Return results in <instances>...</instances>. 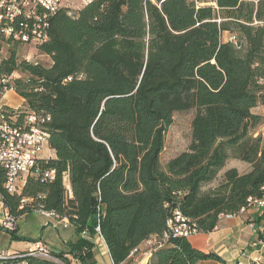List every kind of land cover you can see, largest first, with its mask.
Returning a JSON list of instances; mask_svg holds the SVG:
<instances>
[{"label":"trees","instance_id":"1","mask_svg":"<svg viewBox=\"0 0 264 264\" xmlns=\"http://www.w3.org/2000/svg\"><path fill=\"white\" fill-rule=\"evenodd\" d=\"M17 48L3 67L24 74V111L51 115L56 158L38 162L21 195L0 173V199L16 218L54 213L76 232L68 252L31 264H94L97 227L114 264L154 236L151 264L224 263L164 237L176 209L210 233L262 195L264 141L252 131L263 122L253 110L264 105V0H90L52 19L39 49L50 66L20 61ZM192 110L188 149L162 164L175 114ZM230 160L252 170L205 191Z\"/></svg>","mask_w":264,"mask_h":264},{"label":"built area","instance_id":"2","mask_svg":"<svg viewBox=\"0 0 264 264\" xmlns=\"http://www.w3.org/2000/svg\"><path fill=\"white\" fill-rule=\"evenodd\" d=\"M73 2L74 0H0V173L5 174V187L11 195L22 194L29 177L39 172V161L53 158L50 148L51 134L47 129L51 115L29 113L24 111L22 105H11V93L25 103V99L17 92V81L23 79L24 74L18 70L5 71L3 63L8 60L10 49L15 46L39 50L47 44L50 40L51 24L48 34H40L41 18L50 13L52 22L60 11L71 10ZM89 2L90 0H86V4ZM2 48H7L6 55ZM25 61L37 64L29 56ZM55 175V170L47 171L42 180L52 181L56 178ZM0 207L3 218L1 228L6 232L16 233L18 218L10 215L1 199ZM248 212L259 216L258 245L264 247V197L249 204V210L244 213ZM40 213L54 217V213ZM172 221L178 226V237L189 238L200 233L195 222L180 216L179 209L174 211ZM63 222L66 227L70 225L69 221ZM44 254L53 256L45 243L37 241L25 252L11 254L0 251V264H19V259H25V256Z\"/></svg>","mask_w":264,"mask_h":264},{"label":"rangeland","instance_id":"3","mask_svg":"<svg viewBox=\"0 0 264 264\" xmlns=\"http://www.w3.org/2000/svg\"><path fill=\"white\" fill-rule=\"evenodd\" d=\"M86 4V0H74L71 14L78 13ZM212 5V4H211ZM223 42L232 40L230 33H224ZM2 52L6 55L7 48H2ZM19 60H25L27 56L37 64L50 66L51 60L39 50L34 48H17ZM10 54V53H9ZM8 54V55H9ZM11 105L24 107V103L16 98L12 93L9 94ZM253 112L262 116L263 122L252 131L255 137L262 136L264 140V105L261 104ZM196 111L180 112L174 116V123L168 128L166 134L165 150L162 154V164H165L170 158L178 156L186 151L192 141V121ZM230 169H236L239 173L244 174L250 172L252 167L245 162L239 160H230L227 167L219 174L218 178L205 188V191L215 189L224 182V175ZM1 208V207H0ZM0 209V251L1 252H25L29 246L37 241H42L47 245L50 252L54 254L68 252V242L76 238L74 227H66L65 223L60 222L55 217H47L40 212H31L18 218V231L16 234L6 232L1 228L3 218ZM28 247V248H27Z\"/></svg>","mask_w":264,"mask_h":264},{"label":"crops","instance_id":"4","mask_svg":"<svg viewBox=\"0 0 264 264\" xmlns=\"http://www.w3.org/2000/svg\"><path fill=\"white\" fill-rule=\"evenodd\" d=\"M51 155L56 158L54 151ZM259 226V216L253 212L238 214L232 218L224 216L220 217L213 232H200L189 237L188 241L195 249L204 253H216L224 260V263L208 260L199 264H264V247L258 245ZM93 241L94 264H114L101 234H96ZM160 243L158 237H152L142 243L139 251L132 253L123 264H151L154 252L162 246ZM30 248L31 245L28 249Z\"/></svg>","mask_w":264,"mask_h":264},{"label":"bare ground","instance_id":"5","mask_svg":"<svg viewBox=\"0 0 264 264\" xmlns=\"http://www.w3.org/2000/svg\"><path fill=\"white\" fill-rule=\"evenodd\" d=\"M50 24H51V14L50 13L44 14L43 18H41L39 22L40 34H48L49 29H50ZM261 194L262 195L260 198H250L248 200L247 206L243 208L240 212H238V214H242L245 211L249 210V204H252L255 200H258L264 197V184L261 187ZM238 214H228L225 216L228 218H232L234 216H237ZM180 216L183 217V219H189V218H186L181 212H180ZM168 228H169L170 233H166L164 239L170 238L171 235H173L174 237H178V226L174 225V221H172V218L168 220ZM98 231H99L98 233L100 234V227H98ZM135 251H133L132 253H134ZM32 258H44V259H54L55 260V258L51 256V254L28 255V256H25V259H19V264H31L30 259Z\"/></svg>","mask_w":264,"mask_h":264}]
</instances>
